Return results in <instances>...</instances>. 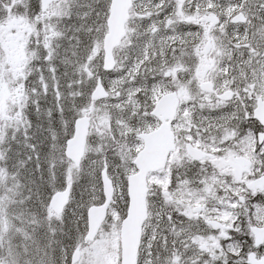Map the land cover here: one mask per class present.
Listing matches in <instances>:
<instances>
[{
    "label": "snow or ice",
    "instance_id": "obj_1",
    "mask_svg": "<svg viewBox=\"0 0 264 264\" xmlns=\"http://www.w3.org/2000/svg\"><path fill=\"white\" fill-rule=\"evenodd\" d=\"M0 264H264V0H0Z\"/></svg>",
    "mask_w": 264,
    "mask_h": 264
}]
</instances>
